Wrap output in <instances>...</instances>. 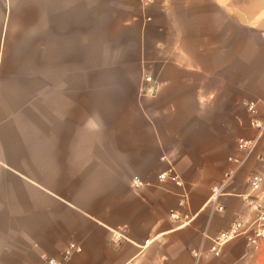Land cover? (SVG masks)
I'll use <instances>...</instances> for the list:
<instances>
[{
	"label": "crops",
	"instance_id": "0c3cea01",
	"mask_svg": "<svg viewBox=\"0 0 264 264\" xmlns=\"http://www.w3.org/2000/svg\"><path fill=\"white\" fill-rule=\"evenodd\" d=\"M0 4L47 26L39 85L6 59L0 36V264H264V240L209 253L211 238L254 219L241 197L261 170L264 135L219 199L223 212L206 205L229 160L242 158L237 141L256 136L243 104L259 103L264 118V0ZM99 11L117 67L132 75L129 94L92 92L85 103L76 93L68 105L52 97L48 26L95 27ZM145 77L153 96L141 93ZM70 245L80 252L64 259Z\"/></svg>",
	"mask_w": 264,
	"mask_h": 264
},
{
	"label": "rangeland",
	"instance_id": "374dc122",
	"mask_svg": "<svg viewBox=\"0 0 264 264\" xmlns=\"http://www.w3.org/2000/svg\"><path fill=\"white\" fill-rule=\"evenodd\" d=\"M102 14L99 11L95 27L86 23L77 25L74 18L65 20L68 21L65 26H48L53 32L48 34L52 37V57L48 64L52 67L53 98L65 97L69 105L76 93L84 96L85 103L92 92L100 100L105 96L116 97L117 92L121 98L127 90L129 94L132 75L117 67V41L113 28L103 24L106 20ZM43 22L44 19H28L22 10L0 9V36L4 33L6 59L15 65L22 62L29 79H35L38 85L43 82L45 67L42 54L47 26ZM119 46L123 49L122 43ZM88 124L85 121V127Z\"/></svg>",
	"mask_w": 264,
	"mask_h": 264
},
{
	"label": "built area",
	"instance_id": "2783aa9c",
	"mask_svg": "<svg viewBox=\"0 0 264 264\" xmlns=\"http://www.w3.org/2000/svg\"><path fill=\"white\" fill-rule=\"evenodd\" d=\"M146 5L150 4L152 0H142ZM144 85L141 88V93L147 96H153L155 93L154 82L151 77L144 79ZM258 105L257 102H245L243 107L248 116H250L249 125L256 132V136L252 140L240 139L237 141V149L242 153L241 159H230L229 162L234 166L228 170L222 179L220 185L211 189L210 197L207 201V206L213 208L216 212H223V207L219 205V199L223 197L225 188L232 182L236 172L244 165L247 158L254 154L256 151L258 141L264 135V118H258ZM257 161L261 165L259 173L252 174L248 178L247 195L241 197L244 204L248 207L251 213L254 215V219L250 223L244 221H235L225 231L218 233L214 238L210 239L209 253L212 257L218 258L221 254V250L224 246L233 241L244 238L249 246L252 248H258L259 242L264 240V156H258ZM170 178L177 186H181L178 178L169 173H164L159 176V179ZM132 185L135 188L140 187L142 184L138 179H133ZM172 219H176V215L171 214ZM187 224V222L185 223ZM116 238H121L117 236ZM80 252L74 245H70L64 253V259H67L72 253ZM195 258H198V253H193ZM44 264H58L57 261L47 259ZM133 264V263H131Z\"/></svg>",
	"mask_w": 264,
	"mask_h": 264
}]
</instances>
